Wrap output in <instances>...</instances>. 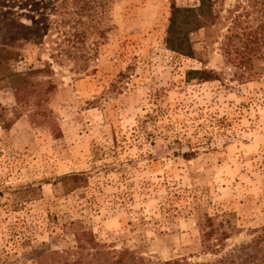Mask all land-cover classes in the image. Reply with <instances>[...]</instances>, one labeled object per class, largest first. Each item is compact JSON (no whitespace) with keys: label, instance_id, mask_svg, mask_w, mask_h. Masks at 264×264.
<instances>
[{"label":"rangeland","instance_id":"374dc122","mask_svg":"<svg viewBox=\"0 0 264 264\" xmlns=\"http://www.w3.org/2000/svg\"><path fill=\"white\" fill-rule=\"evenodd\" d=\"M11 1L0 0V17L36 33L12 65L25 80L0 81V264L8 249L11 260L65 249L81 228L107 249L206 260L207 216L228 229V246L249 241L264 225L262 62L237 81L217 43L203 49L204 31L192 38L203 64L167 49L171 1L198 0H112L85 61L34 7ZM203 66L219 79L187 82ZM79 172L82 186L67 192L60 178Z\"/></svg>","mask_w":264,"mask_h":264},{"label":"trees","instance_id":"16d2710c","mask_svg":"<svg viewBox=\"0 0 264 264\" xmlns=\"http://www.w3.org/2000/svg\"><path fill=\"white\" fill-rule=\"evenodd\" d=\"M16 1L34 7L33 12L38 13L40 24H47L44 31L54 30L65 37L71 44L68 50H62L70 56L75 53L74 58L82 57L85 61L88 54L84 49L88 48L87 42L93 32H107L104 20L109 15L112 0H12L11 3ZM224 1L221 0L222 5ZM218 3L219 0H198L196 5L185 7L171 1L165 46L188 59L198 60L199 57L203 64V58L195 49L196 41L192 38L204 31L203 49L206 51L210 43H217L226 63L233 68L236 80L250 82L258 74L253 68L264 67V0H233L223 9ZM9 7L16 8L11 4ZM0 20V28L9 36L0 42V81L25 80L12 71V65L19 59V49L24 46V41L34 31L10 16L4 18L2 15ZM219 25H222L221 29L217 28ZM56 47L61 48L62 45L57 43ZM185 76L187 82L203 83L219 79L220 75L216 70L203 66L188 70ZM85 178V173L79 172L65 175L60 180L69 192L79 189ZM200 225L203 251L214 255L206 260L182 255L154 261L128 247L107 249L92 230L81 228L74 232L75 244L62 250L37 247L24 251L23 259L16 257L11 260L17 249L13 252L8 249L7 264H264V225L256 228L249 241L229 246L226 243L228 229L216 227L212 217L207 216ZM17 246H20L18 241L13 247Z\"/></svg>","mask_w":264,"mask_h":264}]
</instances>
